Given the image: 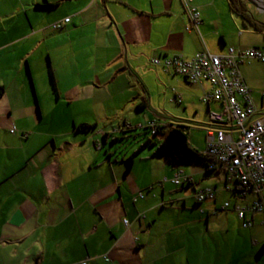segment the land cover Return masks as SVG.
Masks as SVG:
<instances>
[{
	"label": "crops",
	"instance_id": "crops-1",
	"mask_svg": "<svg viewBox=\"0 0 264 264\" xmlns=\"http://www.w3.org/2000/svg\"><path fill=\"white\" fill-rule=\"evenodd\" d=\"M228 2L0 0V86L4 88L0 99V264H84L85 261L94 264L101 255L127 264L129 256L137 257L145 250V245L131 231L141 227L143 219L148 221L144 213L149 214L158 206L153 202L156 196L145 201L143 192L149 193L156 181L162 208L164 185L157 180L160 174L149 173L150 169L144 165L154 158L151 151L141 156L142 150L124 175V163L117 166L113 154L105 148L107 138L113 134L112 145L119 138L116 133L127 132V125L135 130L133 134L148 125L147 115L142 120L136 117L134 120L130 115L141 111L137 106L144 101L147 107L143 110L151 109L147 81L164 88L160 94L165 99L169 95L165 87H171L173 98L169 103L182 104L185 111L190 109L195 114L200 107L196 99L210 92L207 83H188L180 75L154 66L152 59L170 56L189 59L204 50L223 55L229 47L258 48L264 52V25L258 24L255 29L244 23L230 10ZM257 3L264 5V0ZM186 5L195 7L199 13L198 30L190 26ZM252 15L253 21L264 23V13ZM65 19L68 21L64 22ZM54 23L60 27L54 29ZM70 56L74 59L68 68L66 61ZM46 60L48 64L62 66L61 81H75L63 89V97L81 102L87 121L82 118L78 123L94 128L79 129L72 119L70 130L39 132V139L31 142L32 89L27 81H31V69L42 72ZM250 62L241 64L251 65ZM239 72L247 86L249 76L240 69ZM252 100L259 111L258 101ZM202 105L206 114L221 109L213 101ZM260 108H264V102ZM35 110L40 120L37 105ZM160 111L153 110L155 118L151 122L156 119L163 124L162 117L173 116L168 109ZM18 115L22 119H17ZM211 127L216 125L211 123ZM141 143L140 139L136 140L133 151ZM167 167L170 171L160 169L161 174L173 178L181 172L190 182L180 185L181 189H195L194 178L200 172L187 167ZM201 170L200 182L209 181L205 185L199 183L200 186L214 190V198L198 207L206 214V223L209 213H217L218 194L225 198L228 192L235 198L233 212L235 206L253 200L250 193L239 195L235 181H228L220 166L208 172ZM139 193L143 194L142 199L138 198ZM179 201L181 208L170 209L186 211L185 200ZM172 202L173 199L167 201ZM195 208L193 204L192 209ZM221 211H224L222 207ZM260 216L247 213L246 219L252 221L253 227ZM119 222L125 232L121 230L117 236L114 231L120 227ZM259 225L262 226L261 220ZM101 231L110 234V238H103ZM258 243L260 246L264 240L253 241Z\"/></svg>",
	"mask_w": 264,
	"mask_h": 264
},
{
	"label": "rangeland",
	"instance_id": "rangeland-1",
	"mask_svg": "<svg viewBox=\"0 0 264 264\" xmlns=\"http://www.w3.org/2000/svg\"><path fill=\"white\" fill-rule=\"evenodd\" d=\"M245 6L255 15L261 13L249 3H246ZM263 39L264 37H262V40ZM73 59V56L67 59L66 66H68V68L71 66ZM247 61H252L250 62L251 65L247 63L245 65L241 64L239 65V69L242 74L249 76L250 81H246L247 87L251 91V96L254 101H258L259 113L264 114V108H260L261 103L264 101V65L259 64L258 61L255 60ZM61 67L54 62L48 64V60H46L43 64L42 72H40V69L32 68L31 71L29 69L31 81H27V83L30 84L29 86H31V89L33 88V90H31V142L39 139V136H37L39 132L70 130L72 128V119L75 120L76 126L82 118L87 121L84 117V111L86 109L83 107V104L78 100H66L63 97V89L67 86L70 87L75 81H61ZM51 77H53V81H50ZM147 82L150 90V93H147V98L150 101L151 109H149V107L148 109L136 113L132 112L130 113L132 118L134 120L136 118V120H138V118L142 120V116L145 114L151 122V120L155 118L153 110L161 112L160 110L168 109L172 112L170 113L171 116L173 114L172 117H167L168 119L181 122L187 127L189 144L193 148L205 151L207 142L206 130L211 128V122L208 114H206L205 106L202 105L200 100L196 99V104L200 105L197 109V114L190 109L185 111L182 104L177 105L173 103L174 106L181 108L178 111L177 108L171 105L172 103H169L173 98L171 87H165L166 93L170 95V97L168 95L165 99L164 95L160 94L163 92L162 89L164 88L157 86V83ZM36 105L38 107L40 120L35 110ZM162 118L164 120V117ZM17 119L22 118L18 115ZM91 119L94 118L91 117ZM163 120L161 119L162 122H164ZM150 122H148V124ZM117 124L118 123L115 125L117 126ZM137 131H139L137 134H133L135 130L127 131L124 135L116 133L119 138L112 145H110V140L113 134L107 138L105 148L111 151L113 154L112 160H116L117 166L119 165V167H122V161L133 152V146L136 140L138 141L141 136H143L142 139L145 137L152 138L149 133L144 132L143 129ZM101 141L102 139L99 137L98 143ZM103 154L104 149L100 153L101 157H103ZM141 154V156L149 155L150 150H143ZM145 163L144 165L150 169L149 173L153 175L157 173L160 174V178L157 180L164 185L163 187L165 189L163 196L165 203L161 208L160 187L156 181L150 186L152 190H150L149 193L146 191L143 192L146 194L145 201L147 198L152 199V196H156L153 202L158 206L153 208L149 214L144 213L148 221L144 222L145 219H143L141 221V227H137L136 230L131 231L132 236L139 238L141 243L145 245V250L142 251L141 254H138L137 257L129 256V263L127 264H264V255L260 259H256L255 257L259 243L253 244V241L261 242L264 240V225H259L263 217H256L254 226L244 229L241 226L240 220H238L236 212L232 211L235 198L227 192L225 198L219 197V194L216 196L218 206L216 208L217 213H209L208 223H206V214L201 213L200 209H198V207L203 206V204L205 205L206 202H197L194 199L193 191L181 189L180 185L174 186L170 184V179L172 177L161 174L164 170L170 171L161 159L151 158ZM160 169L162 171H160ZM187 169L200 172V176L194 178V183L196 184L194 189L195 192L206 189L207 187H201L199 184L205 185L209 181L205 180L200 182L203 171L191 167H187ZM170 199H173L174 202L167 203ZM181 199H184L186 202V211L171 210L170 207L181 208L182 203L179 201ZM117 202L120 205V199L117 198ZM224 202L231 206L227 211H221ZM193 204H196L195 209H192ZM118 224L120 227L114 231L117 236H119V232L123 230L122 224L120 222ZM123 231L125 232V230ZM100 234L103 238L110 236V234L105 233V231H101ZM95 259L97 261L94 264H121L117 263L112 257H107V255H101ZM86 263L85 261L84 264Z\"/></svg>",
	"mask_w": 264,
	"mask_h": 264
},
{
	"label": "built area",
	"instance_id": "built-area-1",
	"mask_svg": "<svg viewBox=\"0 0 264 264\" xmlns=\"http://www.w3.org/2000/svg\"><path fill=\"white\" fill-rule=\"evenodd\" d=\"M186 11L190 26L198 30V11L189 5H186ZM52 27L56 29L60 25L54 23ZM247 60L264 63V52L258 48L235 50L229 47L223 55H212L204 50L189 59L170 56L151 61L154 66H162L164 70L180 75L188 83H207L210 86V92L200 100L205 104L210 101L218 103L221 109L219 112L207 113L210 122L216 127L206 130L204 153L214 159L215 165L220 166L228 181L237 183L240 196L247 193L253 195L249 204L237 205L233 209L243 228L252 226V221L246 219L247 213L262 215L261 224L264 225V114L255 107L250 90L239 72V65ZM147 126L154 127V123ZM181 174L174 175L170 182L175 186L188 182L189 179ZM193 194L197 202L214 198L211 188L194 191ZM143 197L139 193L138 198ZM228 208L229 204L224 203L222 210L227 211ZM123 222L127 224L126 220Z\"/></svg>",
	"mask_w": 264,
	"mask_h": 264
},
{
	"label": "trees",
	"instance_id": "trees-1",
	"mask_svg": "<svg viewBox=\"0 0 264 264\" xmlns=\"http://www.w3.org/2000/svg\"><path fill=\"white\" fill-rule=\"evenodd\" d=\"M228 3L230 10L240 16L244 23L251 25L255 29H257L256 26L258 24L264 25L263 23L253 21V18L247 11L243 1L229 0ZM3 95L4 88L0 86V99L3 97ZM146 107L147 103L144 101L137 106V109L143 110ZM152 122L154 123V127L146 126L142 128L144 132H148L152 138L145 137L142 139L143 136L140 137L142 143L123 162L125 165L123 172L124 175L129 173L133 164V160L144 149H149L151 151L152 157L161 159L167 166L172 168L193 167L201 168L206 172L214 169L216 166L214 159L206 155L204 151H199L189 144L187 127H185L181 122L170 119H164L163 124H159L156 119ZM77 128L92 129L94 128V125L79 124ZM130 130H132V128L127 125L126 131ZM186 183L188 185L190 184L189 181ZM263 255L264 243L259 246L255 257L256 259H260Z\"/></svg>",
	"mask_w": 264,
	"mask_h": 264
},
{
	"label": "water",
	"instance_id": "water-1",
	"mask_svg": "<svg viewBox=\"0 0 264 264\" xmlns=\"http://www.w3.org/2000/svg\"><path fill=\"white\" fill-rule=\"evenodd\" d=\"M243 1L245 4L249 3L250 5H252L255 9H257L259 12L264 13V5L259 4L257 2H260L261 0H241ZM247 8V7H246ZM247 11L249 12V14L251 15V17L254 19L252 13L247 9ZM258 22V21H257ZM262 23V22H259ZM264 24V23H263ZM33 90V88H32Z\"/></svg>",
	"mask_w": 264,
	"mask_h": 264
}]
</instances>
